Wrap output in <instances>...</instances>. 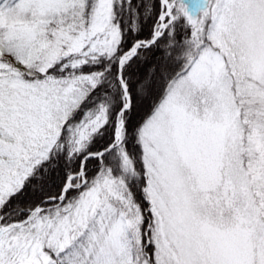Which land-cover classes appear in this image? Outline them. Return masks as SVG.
Returning <instances> with one entry per match:
<instances>
[{
	"label": "snow or ice",
	"instance_id": "1",
	"mask_svg": "<svg viewBox=\"0 0 264 264\" xmlns=\"http://www.w3.org/2000/svg\"><path fill=\"white\" fill-rule=\"evenodd\" d=\"M0 264H264V0H0Z\"/></svg>",
	"mask_w": 264,
	"mask_h": 264
}]
</instances>
